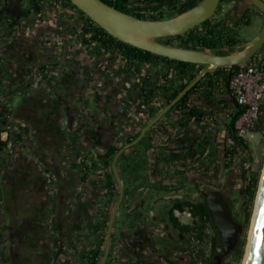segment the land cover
I'll use <instances>...</instances> for the list:
<instances>
[{
  "label": "flooded vegetation",
  "instance_id": "af4514ba",
  "mask_svg": "<svg viewBox=\"0 0 264 264\" xmlns=\"http://www.w3.org/2000/svg\"><path fill=\"white\" fill-rule=\"evenodd\" d=\"M107 1L131 16L161 20L185 12L180 10L192 0ZM59 2L62 0H41L35 8L28 0H0V12L15 11L17 15L14 20L0 17V63L4 53L11 63L9 67L0 64V139L7 141L1 162L11 150L13 138L19 149L8 157L4 168L23 173L29 181L36 178L43 190L42 212L49 221L40 226L42 259L38 264H93L95 253L100 254L99 264L120 190L105 264L212 262L222 252L215 231L209 226L198 238L196 218L190 214L187 222H180L172 211L179 202L187 209L190 202L203 203L207 193L218 191L231 218L239 224L222 190L243 143L232 126L236 105L225 79L212 85L209 96L198 89L182 102L188 91L160 121L147 128L185 88L182 85L188 73L170 59L148 56L113 37L109 39L76 7ZM258 14L263 22L248 0H219L214 14L201 24L184 34L155 41L179 48L185 43L200 46V41L189 40L194 33L212 32L214 40L222 32L233 36L240 25H249L250 16ZM11 83L16 85L12 93ZM48 86L55 87V95H44ZM31 89L43 99L40 105L35 100L32 105L44 109L41 121L33 124L46 123L52 133L38 136L40 145L49 146L38 160L51 172L48 178L19 152L22 133L28 131L27 125L17 120L29 114L22 106L29 105L26 98ZM16 94L23 99L15 112L8 101ZM190 111L194 116H189ZM34 112L37 114L36 109ZM61 122L66 135L59 129ZM159 137L173 146L158 164L151 159L149 149ZM132 142L137 143L113 162L114 155ZM139 144L147 149H136ZM48 207L52 209L47 211ZM121 209L123 216L117 221ZM26 240L28 243L31 237ZM213 246L218 253H213ZM10 250L7 264L14 263L15 254Z\"/></svg>",
  "mask_w": 264,
  "mask_h": 264
},
{
  "label": "water",
  "instance_id": "95a60500",
  "mask_svg": "<svg viewBox=\"0 0 264 264\" xmlns=\"http://www.w3.org/2000/svg\"><path fill=\"white\" fill-rule=\"evenodd\" d=\"M68 1L92 22H94L99 28L104 30L111 37L123 43L159 57L204 66L194 79L188 83L186 87L154 117L147 128L160 121L167 111L176 102H178L182 96L190 91L205 74L214 73L218 69L225 67L247 64V62L252 59V57L264 44L263 0H248L254 9L262 15L263 22L259 32L247 43L236 46L233 52H229L224 55H217L205 50H193L164 45L155 41L159 38L184 34L193 27L201 24L214 14L219 0H201L185 12L172 18L161 20L139 19L116 10L101 0ZM56 92L55 87L48 86V89L45 90V95H55ZM136 143L137 142H132L121 148L114 155L113 162L122 152L134 146ZM121 196L122 191L120 190L118 202L111 214L107 226L104 251L99 264H105L109 255L114 214L118 208ZM205 202L206 208L211 217L212 225L219 234L222 247L221 255H215L212 258V264H223V258L235 250L234 248L239 241L238 236L242 232V228L231 218L227 205L221 199V195L218 191L207 193L205 195ZM255 207L256 209L254 210L255 213L253 217L251 235L248 241V252L244 264H264V226L257 227L259 225L261 215L264 214V169L261 176ZM254 231L255 239L253 238Z\"/></svg>",
  "mask_w": 264,
  "mask_h": 264
},
{
  "label": "rangeland",
  "instance_id": "374dc122",
  "mask_svg": "<svg viewBox=\"0 0 264 264\" xmlns=\"http://www.w3.org/2000/svg\"><path fill=\"white\" fill-rule=\"evenodd\" d=\"M59 3L64 7L67 6L70 8V6L66 5L64 2ZM172 15L173 14L171 13L165 17H170ZM261 27V16L259 14L250 16L249 25L242 24L235 32L239 41L237 45L239 46L247 43L259 32ZM263 59L264 47L257 55H254L252 59H250L249 63L257 64L259 62H264ZM12 97L13 100L11 99L8 101L9 107L16 112L23 97H19L17 95ZM43 110L44 109L42 107L37 108V115L40 119L39 121H41L42 113L44 112ZM12 116H15V113ZM15 119H17V114ZM18 119L20 120L21 118ZM19 120L17 121L20 125H26L25 120ZM59 120L61 121V117ZM40 125H42V122L35 126L37 128H41ZM62 125L63 124L61 122V128L59 129L62 130L63 135H66V128ZM191 126L192 125H190V127ZM29 129L31 128L27 125L25 128L26 132L29 131ZM33 134V131L29 134H26L25 132L22 133V145L19 152H21L23 157H27L32 160L37 165V168L41 169L45 178H48L49 173L51 174V172H47L44 167H41L38 160L40 157L43 158V156L47 154L49 146L46 144L40 145V137ZM27 140H29L28 143L26 142ZM9 147L11 150H9L8 153H5L0 164V185L2 188V201L0 203V264H4L3 259L9 260V256H6L9 249H11L10 251L15 254L13 264H38L42 259L39 256V238H41L39 234L42 232L40 226L42 222L47 223L49 221L47 213L42 212L43 206H45L43 200L44 193L42 188L40 190V183L36 180V178L29 181L26 177H22L23 173L20 174L17 171L12 173L10 169L4 168L8 157H12V155L18 151L19 143L13 142L12 138L9 143ZM142 147L143 145L139 144L136 149H140ZM237 154L238 161L227 173L222 190L227 196L228 201H230V208L238 216L239 220L237 221L241 226L242 231L244 230L241 232L243 233L242 240L244 241V244L241 256L238 257L236 254L229 253L223 261L224 264H243L246 255L254 210L256 208L257 194L264 169V131H261L255 126L253 132L245 137V143H240ZM51 167H53V165H51ZM45 172L48 174H45ZM31 176L37 177L33 174H31ZM255 178L256 187L254 189L253 196L250 199L251 187ZM51 209L52 208L48 207L46 210L50 211ZM248 213V222L246 226H243L246 221V214ZM122 216L123 211L121 209L117 214V221ZM186 220L187 219L183 218L182 222L185 223L187 222ZM241 233L239 235H241ZM28 235L31 237V241H28L27 243L26 238ZM239 243L240 242L238 241L234 249H237ZM216 253L218 252L216 251ZM207 254L208 252L205 251V259Z\"/></svg>",
  "mask_w": 264,
  "mask_h": 264
},
{
  "label": "trees",
  "instance_id": "16d2710c",
  "mask_svg": "<svg viewBox=\"0 0 264 264\" xmlns=\"http://www.w3.org/2000/svg\"><path fill=\"white\" fill-rule=\"evenodd\" d=\"M29 4L32 5V7L37 8L39 2H41V0H28ZM104 3L108 4V6H113L116 10H119L123 13H127V10L124 8H119L116 5H112V3L108 2L107 0H102ZM198 1L200 0H192L191 3H189L188 5H186L182 10H188L189 8H191L192 6H194ZM62 2H65L66 4L72 6V4L68 1V0H62ZM74 7V6H72ZM257 11V10H256ZM29 13V12H28ZM27 13V14H28ZM81 13V12H80ZM5 14V15H3ZM82 14V13H81ZM83 15V14H82ZM4 17L5 19L10 18L11 20H14L17 15L15 13V11L12 12H0V17ZM137 18L143 19L141 16H137L135 15ZM87 20L93 24V22H91L88 18ZM98 31H100L101 34H103L104 36H107L109 39L114 40L111 36L107 35L102 29H100L99 27L95 26ZM209 27V26H208ZM206 27V29L208 28ZM212 34V32H205V34L202 33L201 36H199V33L196 32L194 33L192 36H190V41H200V46H194V45H189L187 43L180 45L182 48L185 49H193V50H205L208 52H212L214 54L217 55H224L227 54L226 49L229 52H233L235 50V47L238 46L237 44L239 43L236 34H234L233 36L226 33V32H222L220 37L217 40L212 39V37H210V35ZM214 36V35H213ZM131 49L133 51H137L140 53H143L145 55L148 56H152L155 58H160L159 56L150 54L148 52H142L140 50H137L135 48ZM170 62H172V64L176 65L175 67L179 68L180 70H184L188 73L187 76V80L186 82L182 85V88L186 87V85L188 83H190L194 77L199 73L200 70H202L204 68V66H200V65H193V64H189V63H184V62H179V61H174V60H169ZM263 67H264V62H262ZM235 67H225V68H221L218 69L217 71H215L214 73L211 74H205L202 79L189 91V93L184 96V98L181 100L182 102H187L189 99V96L195 92L196 90L200 89L203 90L204 92L207 93V96H209L210 94H212L213 91V86L219 79L224 81L225 85H228V79H229V75L231 74V71L234 69ZM239 114V110L238 107L236 106V112L233 115V119H232V126L234 125V122L237 118ZM2 116V115H1ZM189 116H194V112L190 111ZM3 122H1L2 125ZM256 128L260 129L261 131H264V107L262 108V115L260 120L258 121V123L255 125ZM258 131V130H257ZM2 131L0 130V133ZM18 139H21L20 137ZM205 149L208 146V143H205ZM7 147V141H2L0 139V162H1V157L3 152L5 151ZM256 187V178L253 180V184L251 187V193H250V199L253 196L254 193V189ZM0 201H1V187H0ZM185 207L182 203H177L174 205L173 209H181L183 210ZM187 209L190 211V214L192 215L193 218H196L197 220V228H198V238H200L199 236L204 233L205 230H207V228L210 226V228L212 230L215 231L216 233V240L218 242V248L221 247L220 243H219V234L216 231V229L214 228V226L212 225V221H211V217L210 214L206 208V204L205 202L203 203H198V204H193V203H189ZM231 213V210H230ZM248 218H249V213L246 214V221L244 222L243 226H246L247 222H248ZM244 231V230H243ZM242 231V232H243ZM242 235L243 233H241V235H239V244L238 247L236 249V251L233 254H236V256L240 257L241 253H242V249H243V244L244 241L242 240ZM215 240V238H214ZM216 246H213V253L216 254ZM100 255V254H99ZM99 255L98 253H95L94 255V260H93V264H97L98 260H99ZM221 255V254H219ZM4 264L7 263V261L5 259H3ZM208 264H212L211 260L208 262Z\"/></svg>",
  "mask_w": 264,
  "mask_h": 264
},
{
  "label": "built area",
  "instance_id": "2783aa9c",
  "mask_svg": "<svg viewBox=\"0 0 264 264\" xmlns=\"http://www.w3.org/2000/svg\"><path fill=\"white\" fill-rule=\"evenodd\" d=\"M234 67L228 79V88L239 110L233 129L236 137L245 143V137L253 132L264 107V67L262 62H247ZM172 213L180 222L183 218H190L187 209H174Z\"/></svg>",
  "mask_w": 264,
  "mask_h": 264
},
{
  "label": "crops",
  "instance_id": "0c3cea01",
  "mask_svg": "<svg viewBox=\"0 0 264 264\" xmlns=\"http://www.w3.org/2000/svg\"><path fill=\"white\" fill-rule=\"evenodd\" d=\"M1 61L2 62L0 64L2 66H6V67L11 66V63L8 61V58L6 56V53H4V57ZM13 83L8 84L9 91L11 93L14 92L16 89V85ZM30 91L31 92L29 93L28 97L26 98L27 99L26 101L29 102V105L27 104L26 106H24V105L22 106L23 111L25 109L26 110L25 112L29 113L27 116L25 114V116L23 117V120L26 121V125H28L31 128V129H29L28 134L33 131V133H34L33 135H36V136H44V135L48 136L50 134L52 135L49 127L47 125H45L46 123L44 125H40L41 128H37L35 126V125H37V123L33 124V121L39 120V118H38V115L34 112L35 109L37 110L38 106L37 107L33 106L32 102L35 100L40 105L42 98L38 99V98H40V96L38 94L36 95L35 89L34 90L31 89ZM167 120L168 119H166V121H164L163 123L165 124V122H167ZM28 142H29V140H28ZM172 146H173V144L169 145V144L163 143L161 137H159L158 140L155 141L154 144L152 145V147L149 149V155L153 161H157L159 164V161L162 159V157L167 154L166 153V151L168 150L167 148H171ZM145 148L147 149L146 146L143 147L144 150H145Z\"/></svg>",
  "mask_w": 264,
  "mask_h": 264
},
{
  "label": "snow or ice",
  "instance_id": "6c2138e0",
  "mask_svg": "<svg viewBox=\"0 0 264 264\" xmlns=\"http://www.w3.org/2000/svg\"><path fill=\"white\" fill-rule=\"evenodd\" d=\"M264 226V214L261 215L259 225L257 227ZM253 238L255 239V231L253 233Z\"/></svg>",
  "mask_w": 264,
  "mask_h": 264
},
{
  "label": "bare ground",
  "instance_id": "6f19581e",
  "mask_svg": "<svg viewBox=\"0 0 264 264\" xmlns=\"http://www.w3.org/2000/svg\"><path fill=\"white\" fill-rule=\"evenodd\" d=\"M256 209V208H255ZM255 213V212H254ZM254 217V216H253ZM254 219V218H253ZM252 224H253V220H252ZM251 228H252V225H251ZM250 235H251V230H250ZM250 239V237H249ZM247 252H248V246H247V251H246V255H245V258H244V261H243V264L245 263V260H246V256H247Z\"/></svg>",
  "mask_w": 264,
  "mask_h": 264
}]
</instances>
